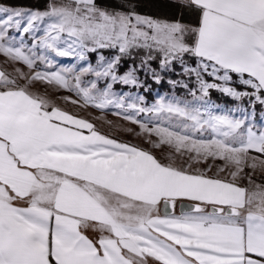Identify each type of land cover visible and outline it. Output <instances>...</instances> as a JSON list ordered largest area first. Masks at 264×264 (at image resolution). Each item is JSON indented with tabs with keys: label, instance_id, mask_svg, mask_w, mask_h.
Masks as SVG:
<instances>
[{
	"label": "snow or ice",
	"instance_id": "obj_1",
	"mask_svg": "<svg viewBox=\"0 0 264 264\" xmlns=\"http://www.w3.org/2000/svg\"><path fill=\"white\" fill-rule=\"evenodd\" d=\"M166 6L193 22L141 12L140 0L0 3V56L13 66H0V264H264V124L250 119L264 107V0ZM154 60L180 64L185 79L169 83L186 97L116 90L144 87L141 70L160 83ZM36 82L169 152L102 133ZM212 91L248 107L221 110Z\"/></svg>",
	"mask_w": 264,
	"mask_h": 264
},
{
	"label": "trees",
	"instance_id": "obj_2",
	"mask_svg": "<svg viewBox=\"0 0 264 264\" xmlns=\"http://www.w3.org/2000/svg\"><path fill=\"white\" fill-rule=\"evenodd\" d=\"M51 0H0V3L12 4L16 6H22L25 8H41L43 9ZM123 0H98V3L101 4H109L112 6H117L121 4ZM141 7L139 11L146 12L152 15L167 17L169 19H181L185 23H191L194 20V17L188 13H184L181 16V13L176 11L175 9L169 8L166 6V0H140ZM94 55V53H92ZM102 54L105 57L111 58L114 55V52L109 50H102ZM136 66L139 68V58L136 59ZM189 63H194V61L189 60ZM132 65V61L128 58H125L121 61L119 71L122 74L127 71V69ZM151 68L156 70L161 76L162 80L160 83H156L152 78L150 73H147L143 70L138 72L141 83L144 87L139 89H131L124 87L122 85H116L117 89H129L130 91H136L141 95H144L145 98H156L158 93H168L181 97L187 96V91L181 87L173 88L172 84L169 83L170 80L181 81L185 78L181 75L182 69L179 63L173 65L171 70H161L159 68V60H154L151 62ZM238 88L242 87L240 85H236ZM211 100L214 103L223 104L225 106L243 104V106H248L245 99L242 103L231 100L230 98L222 95L219 92L212 91L211 92ZM257 111L261 110V106L257 104Z\"/></svg>",
	"mask_w": 264,
	"mask_h": 264
},
{
	"label": "rangeland",
	"instance_id": "obj_3",
	"mask_svg": "<svg viewBox=\"0 0 264 264\" xmlns=\"http://www.w3.org/2000/svg\"><path fill=\"white\" fill-rule=\"evenodd\" d=\"M97 59H98L97 53H94V55L92 53L89 54V60L93 65L96 64ZM70 62L71 61L68 59H62L61 60V63H63V64H68ZM0 66H2L4 68V70H6L8 72H11L12 68H13L12 65L6 64L4 62L3 56H0ZM18 66L24 67L23 65H18ZM24 70L27 71L26 68ZM234 86H236V85H234ZM121 90L130 91L129 89H125V90L121 89V88L117 89V91H121ZM32 91L35 93L41 94V95H45L53 103H56L63 108H66L70 112H73L74 114H77L80 117H83V118L90 120L91 122H93L96 125V127L102 133L109 134L111 136H114V137H116L122 141L131 143V144H136V145H138V146H140L146 150L152 151L153 154H155L157 157L166 156L167 153L169 152V149L166 146L161 147L160 149L152 148V146L146 142V140L143 136L136 135V132L138 131V129L136 128L135 125L128 124L123 120H119L117 117H115L111 113L104 114V113L97 111L94 108H91V107L79 108V107H75L71 104L64 103L63 100L61 99V97L70 95L67 92L56 90V89H54L48 85L41 84L39 82H36L32 85ZM133 92H136V91H133ZM157 95L172 96L173 94H168V93L163 92V93H158ZM146 100L148 103H151L154 100V98H146ZM215 104L219 105L221 110H227V109H230V108L237 106V105H232V104H230L229 106H225V105L219 104V103H215ZM240 106L248 107V106H243V104H240ZM261 108H262L261 110L257 111V109L255 107L254 117L250 115V119L254 118V122L257 124V126L264 124V107H261ZM249 112L253 113V109L249 108ZM109 121L113 122V124L118 125V126L113 127L112 125H110L108 123ZM127 128H131V129H133V131L128 132L125 130Z\"/></svg>",
	"mask_w": 264,
	"mask_h": 264
}]
</instances>
